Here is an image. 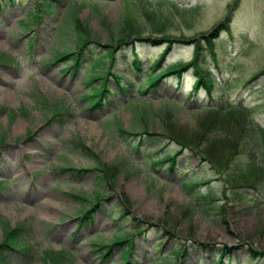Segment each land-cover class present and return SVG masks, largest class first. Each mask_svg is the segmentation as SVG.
<instances>
[{
    "label": "rangeland",
    "instance_id": "rangeland-1",
    "mask_svg": "<svg viewBox=\"0 0 264 264\" xmlns=\"http://www.w3.org/2000/svg\"><path fill=\"white\" fill-rule=\"evenodd\" d=\"M37 1H0V241L9 229L26 226L19 241L32 255L25 260L9 251V264H43L44 250L59 249L67 251L61 264L118 263L126 244L112 247L106 259L99 258L95 245L124 233L133 237V264H212L223 252L228 257L223 255L221 264H264V134L257 136L252 129V122L264 125V0H48L50 12L40 13L39 21L31 14L20 20ZM74 4H80V26L91 40L72 74L71 69L61 71L69 61H53L52 56L76 50L65 20ZM125 6L136 24L127 29L121 23ZM223 18L229 31L216 30L210 52L204 40ZM26 24L31 31H25ZM121 30L130 43L114 42ZM155 39L164 42L151 44ZM196 40L201 46L196 63L209 72L210 96L202 87L189 95L196 80L192 67L181 73L180 88L175 75H169L146 95L136 90L145 67L165 44L171 48L158 70L188 61ZM110 49L116 60L113 72L122 75L120 83L128 90L119 91L109 77L115 94H108L111 102L88 109V101L81 99L87 88L85 70L93 75L91 60ZM132 50L142 67L136 74L129 71ZM103 62L107 65L108 58ZM97 84L98 79L91 83ZM35 92L49 105L68 109L61 123L45 122L49 111L37 104ZM221 101L241 105L246 113L220 117L205 109L224 107ZM148 103L150 111L135 113ZM10 111L16 114L10 117ZM114 122L134 134L120 136ZM145 129L155 134L145 135ZM159 134L186 143L194 152L181 148L173 170L166 162L152 167V160L178 149ZM226 136L239 143L223 141ZM95 158L105 165L122 163L123 171L97 166ZM194 178L197 183L184 189L183 180ZM98 194L104 208L93 211L91 222L76 231V213L92 207Z\"/></svg>",
    "mask_w": 264,
    "mask_h": 264
},
{
    "label": "trees",
    "instance_id": "trees-1",
    "mask_svg": "<svg viewBox=\"0 0 264 264\" xmlns=\"http://www.w3.org/2000/svg\"><path fill=\"white\" fill-rule=\"evenodd\" d=\"M1 1V0H0ZM10 2V4H12V1L13 0H8ZM55 1V0H53ZM58 1V0H56ZM161 0H156V2H159ZM48 1L47 0H41V1H37L35 3V6L29 11V13L27 14V17L28 15H32L33 17H35V22L39 20L40 18V12L41 11H45V12H48L49 9H50V2H48L50 4L47 3ZM148 2V1H147ZM1 4V3H0ZM44 4V6H43ZM159 4V3H157ZM49 6V8L47 9V7ZM79 5V6H78ZM73 6V7H72ZM75 6H78V7H75ZM44 7V9H43ZM93 7V6H91ZM80 8V4H74V5H69V10L67 11V14L65 15V20H66V23L70 26V29L72 30L75 38H76V42L77 43L76 45V50L75 51H72V52H55L54 55L52 56V59L54 61H59V62H62L64 60H67L69 61V64L67 67H64L63 68V72L69 70L70 68H72L73 70V73L76 72L79 67H80V64H81V59L83 58V56L86 54V51H87V48H86V43L88 42V40H91V36L88 34L89 32L86 31L85 29H82V27L80 26V21H79V17H78V9ZM42 9V10H41ZM36 12V13H33ZM125 15V16H124ZM129 15V13H127V9L126 11L124 10L123 12V17H122V20H121V23H122V27H125L126 29L129 28V25L130 27H132L134 24H133V21L131 20V16H127ZM152 15V19L154 16V13H151ZM127 17V18H126ZM130 17V18H129ZM157 20V19H156ZM125 22V23H124ZM159 23V22H158ZM127 24V25H126ZM155 25V24H154ZM26 29L25 31H30L31 29H29L30 26H28V24H26ZM81 27V28H80ZM224 28V29H227L228 30V21H227V18H223L222 21L218 22L217 25L214 27V31L211 32V34H209L206 38H208L207 40L205 39L206 41V44H208V48L211 49L212 46L210 45V42H212V39H214L216 36H217V32L216 30L220 29V28ZM60 31L62 30V28L60 27L59 28ZM210 40V41H209ZM130 38H129V35L128 34H124V32L121 30L117 39L114 41L117 45H119V43H122V44H127V43H130ZM151 41V44L153 45H161L164 40H150ZM208 41V42H207ZM30 42V40H29ZM197 44V43H195ZM211 46V47H210ZM83 48V49H82ZM166 48V49H165ZM171 48V45L169 43L165 44V46L163 47L161 53L159 54V56H157V58L155 60H153L151 63H149L145 68H146V71H145V75L142 76L141 78V82L140 83H136L137 84V90L141 92V94L145 95L147 92H148V89H155L158 84L161 82V80L165 77V76H169V75H176V78H177V83L179 82V78H180V74L182 73V71H184L186 68L188 67H192L194 71V74L196 75V80L192 83V93H194L199 87L200 85L204 86V88L206 89V92L207 94H209L210 92V87H211V82L209 81V72L205 69H203L201 66H199L196 62H197V57H198V44L197 46L195 45L194 46V49L193 50V53H192V56L191 58L186 61V62H178V63H175V64H172L174 66H171L168 65L165 67V69H159V63L164 59L165 55L167 54V52L170 50ZM165 50V52H164ZM197 51V52H196ZM164 52V53H163ZM2 54V53H0ZM196 54V55H195ZM114 50L113 49H110L108 50L107 52H104L103 55H100L99 57H97L96 59H94V63L95 65H92L94 63H91L90 64V69L91 70H95L94 74L93 75H90L89 72L87 73L86 71V74H87V81L85 82L86 84H90L94 81V79L96 80L98 78V80H100L99 84L97 85H93V86H90V90L83 96L84 98H87L89 100V104L88 106H91V107H100L101 106V103L103 99H107V102H109V98H108V93L110 92L109 88H108V82H109V78L108 77H112L114 78V82L117 86V89L120 90V91H126V88L124 86H122L120 84V78H121V75L120 74H116V75H119V76H116L113 72V75L111 74V70L113 69L112 68V65H113V62H114ZM135 55V56H134ZM162 55V56H161ZM79 56V57H78ZM106 56V57H104ZM160 57V58H159ZM196 59H194V58ZM61 58V59H60ZM102 58H108L109 59V63L108 65H104L103 66V59ZM111 58V59H110ZM131 68L129 69V71H131L130 73L132 74H136V72H141L142 71V68H141V62L139 61V58L137 56V53L132 50L131 51ZM159 58V59H158ZM72 59V60H71ZM133 59V60H132ZM193 59V60H191ZM1 61V60H0ZM72 61V62H71ZM97 61V62H96ZM112 63H111V62ZM193 61V62H192ZM195 61V62H194ZM93 62V60H92ZM190 62V63H189ZM99 63V64H98ZM185 64V65H184ZM193 64V65H192ZM195 64V65H194ZM92 65V66H91ZM97 65V66H96ZM99 65V66H98ZM96 66V67H95ZM110 66V67H108ZM170 66V67H169ZM76 67V68H75ZM197 67H200V68H197ZM101 68V69H100ZM105 68V69H104ZM110 68V69H109ZM196 68V69H195ZM98 71H97V70ZM109 69V71H108ZM200 69V70H199ZM203 69V70H202ZM102 70V71H101ZM104 70V71H103ZM160 70H163V71H160ZM197 70V71H196ZM108 73H106V72ZM154 71V72H153ZM160 71V72H159ZM199 71V73H198ZM201 71V73H200ZM99 72L101 74H103V76H101L99 74ZM103 72V73H102ZM208 72V73H207ZM106 73V74H105ZM150 73V75H149ZM155 73V74H154ZM158 73V74H156ZM205 74V75H204ZM97 75V76H96ZM198 75V76H197ZM201 76V77H200ZM105 77V78H104ZM107 77V79H106ZM208 78V79H207ZM145 80V81H144ZM200 80V81H199ZM156 81V82H155ZM158 81V82H157ZM144 82V83H143ZM154 82V83H153ZM151 83V85H150ZM206 86V87H205ZM103 88V89H101ZM142 88V89H141ZM144 88V89H143ZM101 89V90H100ZM104 89L106 91H104ZM94 90V91H93ZM208 90V91H207ZM98 91V92H97ZM92 92V93H91ZM91 93V94H90ZM95 96H94V95ZM101 94V95H100ZM98 95V96H97ZM36 97H39L40 100L37 101V104L40 105V107L42 109H46L49 111V115H50V119H56V116L58 115V112L59 114H62V112H65L67 109L62 107L60 104L59 105H56V104H53L52 106H50L45 98H41V94L40 93H37L35 92V95ZM33 96V97H34ZM106 96V97H104ZM91 97V98H90ZM95 97V98H94ZM83 98V99H84ZM92 99V100H91ZM101 99V100H100ZM100 103V104H99ZM98 105V106H97ZM208 110V112H212V113H216L220 116H224L225 114H228V113H233L235 112L236 110H240V111H237L239 113H244L243 111H245L246 109L243 108L241 105H237V106H231V105H227L225 107L222 108L221 107H208L206 108ZM242 109V110H241ZM139 110V109H138ZM136 114L140 113V114H143L146 113V111H150V104L148 103L146 105L145 108L141 109L140 111L137 112V110H135ZM16 113L14 111H10V117H13ZM250 125H251V122H250ZM253 125V127H252ZM251 127L253 130H256L258 133H255V135L257 136H261L262 137V134H264V126H258L254 123H252ZM114 126H115V129L117 131V133L121 136V135H133L134 133L131 132V131H127V130H124V129H121V126L117 123V122H114ZM143 134L145 135H148L150 136L151 134H155V133H152V132H149L147 131L146 129L144 130ZM142 134V135H143ZM159 136L164 139V140H170L171 142H174L177 146H178V149L175 150V152L173 153H170V152H167L166 154H164L160 159L158 160H152L150 162L151 166H155V165H160L164 162H167L168 163V167L170 168L171 166V169L174 168L175 166V157L176 155H178L181 151V148H188L189 150L193 151L192 148L190 146H188L186 143H182L181 141H179L178 139L172 137V136H167L166 134H159ZM228 137V138H227ZM172 138V139H171ZM223 141L227 140L229 141V136H226V138L224 139V137L222 138ZM150 141H153V142H156V143H160L162 142L161 139H156V138H151ZM149 141V142H150ZM142 142V140H139L137 142V145L136 147L138 148V146L140 145V143ZM148 142V143H149ZM233 142V141H231ZM79 146L80 148H85L82 143L80 142L79 143ZM234 147V146H233ZM263 147H264V144H263ZM86 153L91 156V152L90 150L88 149H85ZM230 151V148L229 150ZM194 152V151H193ZM174 161H173V159ZM167 160V161H166ZM95 164H97V166L100 164L99 160L97 161L96 158L94 159L93 161ZM170 163H173V164H170ZM117 166L114 164V165H105V164H100V166H102L103 168L106 166L108 167V169L110 168L113 172V170H118V171H123V167H122V163H116ZM62 170H72V168L70 167H64L62 168ZM97 171H101L99 168ZM111 172V173H112ZM193 180V181H191ZM191 180H183L182 182V186L184 188H190V186H193V184L197 183V181L195 179H191ZM189 181V182H188ZM187 182V183H186ZM189 183V184H188ZM1 188V187H0ZM101 195V194H99ZM81 199H85L83 197H81ZM86 215V214H85ZM20 228V229H19ZM20 230H22V227H14L12 229H9L6 233H4V237L3 239L0 241V264H7V262H5V260H3V255H2V252L4 249H16V250H19V253L22 255V257L26 258V259H29L31 256H30V247L27 246V245H24V244H20L19 242V233H20ZM12 231V232H11ZM11 232V233H10ZM13 233V234H12ZM18 233V234H17ZM12 234V235H10ZM127 233H124L122 236L121 235H118V236H114V238L112 239L113 240V245H119L120 244H123V243H127ZM9 235V236H8ZM10 237V238H9ZM16 237V238H15ZM9 241H8V240ZM12 240V241H11ZM122 240V241H121ZM12 242V243H11ZM119 242V243H118ZM3 244V245H2ZM10 246V247H9ZM23 246V247H22ZM12 247V248H11ZM18 247V248H17ZM20 247V248H19ZM2 248V249H1ZM25 248V249H24ZM130 248V247H129ZM22 249V250H21ZM108 249V248H107ZM2 250V251H1ZM109 250V249H108ZM54 252V253H53ZM59 252V253H58ZM106 252L103 251L102 252V255H104ZM127 251H123L122 253V259H126L127 258ZM42 260H43V264H61L62 262V259L65 258V255H63V251L61 250H56V251H51V250H44L42 252ZM58 253V255H56ZM260 252L258 251H253L252 254H258ZM53 254V256H52ZM126 256H125V255ZM50 255L52 257H50ZM55 255V256H54ZM60 255V256H59ZM44 256V257H43ZM125 256V257H124ZM63 257V258H61ZM222 262V258L221 257H218L217 259H215V264H220ZM122 263V262H120ZM122 264H126L125 260H123V263Z\"/></svg>",
    "mask_w": 264,
    "mask_h": 264
},
{
    "label": "bare ground",
    "instance_id": "bare-ground-1",
    "mask_svg": "<svg viewBox=\"0 0 264 264\" xmlns=\"http://www.w3.org/2000/svg\"><path fill=\"white\" fill-rule=\"evenodd\" d=\"M51 1H52V0H51ZM55 1H56V0H55ZM82 1H83V0H82ZM88 1H89V0H88ZM126 1H127V0H126ZM237 1H238V0H236V2H237ZM133 2H134V1H133ZM149 2H150V1H149ZM47 3H48V2H47ZM57 3H58V2H57ZM128 3L130 4V1H128ZM134 3H135V2H134ZM48 4H49V3H48ZM72 4H73V3H72ZM132 4H133V3H132ZM173 4H174V3H173ZM125 5H127V3H126ZM43 6H44V4H43ZM47 6H48V5H47ZM49 6H50V4H49ZM49 6L47 7V9L49 8ZM78 6H79V5H78ZM78 6H75V7H78ZM72 7H73V6H72ZM127 7H128V6H127ZM125 8H126V6H125ZM43 9H44V7H43ZM79 9H80V8H79ZM126 9H127V8H126ZM41 10H42V9H41ZM49 10H50V9H49ZM51 11H52V10H51ZM125 11H126V10H125ZM48 12H49V11H48ZM32 13H33V12H32ZM34 13H36V12H34ZM34 13H33V14H34ZM42 14H43V13H42ZM47 15H48V14H47ZM124 16H125V15H124ZM127 16H129V15H127ZM126 18H127V17H126ZM129 18H130V17H129ZM131 18H132V17H131ZM39 19H40V18H39ZM132 19H133V18H132ZM133 20H134V19H133ZM124 23H125V22H124ZM126 25H127V24H126ZM130 25H131V24H130ZM130 25H129V27H130ZM134 25H136V24H134ZM133 27H134V26H133ZM227 28H228V27H227ZM214 30H215V29H214ZM223 30H224V31H229V29L227 30V29H224L223 27L220 28L219 31H223ZM161 32H162V31H161ZM214 32H215V31H214ZM167 38H168V37H167ZM216 38H217V36H216L214 39L216 40ZM207 39H208V38H207ZM214 39H212V42H210V45H211L212 47H213V41H214ZM219 39H220V38H219ZM204 41H205V40H204ZM209 41H210V40H209ZM182 42H183V41H182ZM207 42H208V41H207ZM195 43H197V44H198V47H199V49H198V54H199V55H198V57H197V60H198V58L200 57V53H201V52H200L201 46H200V42L197 41V40H196L195 42L192 43L193 46H195V45L197 46V44H195ZM76 44H77V43H76ZM205 44H206V43H205ZM208 44H209V43H208ZM208 44H206L207 47L209 46ZM76 46H77V45H76ZM211 46H210V47H211ZM77 47H78V46H77ZM82 49H83V48H82ZM165 49H166V48H165ZM195 49H196V48H195ZM195 49H194V50H195ZM211 49H212V48H211ZM211 49L208 48V50H209L210 52H211ZM164 52H165V50H164ZM164 52H163V53H164ZM196 52H197V51H196ZM202 54H203V53H202ZM195 55H196V54H195ZM212 55H214V54H212ZM134 56H135V55H134ZM161 56H162V55H161ZM78 57H79V56H78ZM104 57H106V56H104ZM159 58H160V57H159ZM159 58H158V59H159ZM193 58H194V57H193ZM60 59H61V58H60ZM102 59H103V58H102ZM110 59H111V58H110ZM113 59H114V58H113ZM194 59H195V58H194ZM199 59H200V58H199ZM71 60H72V59H71ZM108 60H109V59H108ZM132 60H133V59H132ZM191 60H193V59H191ZM195 60H196V59H195ZM82 61H83V60H82ZM114 61L116 62V60H114ZM71 62H72V61H71ZM96 62H97V61H96ZM110 62H111V61H110ZM192 62H193V61H192ZM194 62H195V61H194ZM92 63H94V60H93ZM108 63H109V62H108ZM108 63H107V65H108ZM111 63H112V62H111ZM189 63H190V62H189ZM98 64H99V63H98ZM105 64H106V63H105ZM114 64H115V63H113V65H114ZM173 64H174V63H173ZM92 65H95V63L92 64ZM92 65H91V66H92ZM184 65H185V64H184ZM192 65H193V64H192ZM194 65H195V64H194ZM204 65H205V64H204ZM96 66H97V65H96ZM96 66H95V67H96ZM98 66H99V65H98ZM171 66H174V65L171 64ZM108 67H110V66H108ZM113 67H114V66H113ZM159 67H160V65H159ZM169 67H170V66H169ZM75 68H76V67H75ZM197 68H200V67H197ZM202 68H203V67H202ZM206 68H207V67H206ZM100 69H101V68H100ZM104 69H105V68H104ZM109 69H110V68H109ZM109 69H108V71H109ZM164 69H165V68H164ZM164 69H163V70H164ZM195 69H196V68H195ZM72 70H73V69H72ZM96 70H97V69H96ZM163 70H160V71H163ZM199 70H200V69H199ZM202 70H203V69H202ZM97 71H98V70H97ZM101 71H102V70H101ZM103 71H104V70H103ZM160 71H159V72H160ZM194 71H195V70H194ZM196 71H197V70H196ZM105 72H106V71H105ZM111 72H112V70H111ZM153 72H154V71H153ZM182 72H183V71H182ZM102 73H103V72H102ZM106 73H108V72H106ZM106 73H105V74H106ZM198 73H199V71H198ZM200 73H201V71H200ZM207 73H208V72H207ZM261 73H262V72H261ZM99 74H100L101 76H103L104 73L101 74V73L99 72ZM111 74L113 75V72H112ZM114 74H115V73H114ZM154 74H155V73H154ZM156 74H158V73H156ZM259 74H260V73H259ZM259 74H258L256 77L252 78V79L258 78V77H259ZM262 74H263V73H262ZM115 75H116V74H115ZM149 75H150V73H149ZM180 75H181V74H180ZM96 76H97V75H96ZM116 76H119V75H116ZM197 76H198V75H197ZM208 76H209V75H208ZM181 77H182V76H181ZM200 77H201V76H200ZM104 78H105V77H104ZM97 79H98V78H97ZM106 79H107V77H106ZM113 79H114V78H113ZM207 79H208V78H207ZM94 80H95V79H94ZM144 81H145V80H144ZM199 81H200V80H199ZM155 82H156V81H155ZM157 82H158V81H157ZM143 83H144V82H143ZM153 83H154V82H153ZM213 83H214V82H213ZM136 85H137V84H136ZM150 85H151V83H150ZM212 86H213V85H212ZM205 87H206V86H205ZM137 88H139V87H137ZM101 89H103V88H101ZM101 89H100V90H101ZM141 89H142V88H141ZM143 89H144V88H143ZM127 90H128V89H127ZM93 91H94V90H93ZM104 91H106V90L104 89ZM207 91H208V90H207ZM97 92H98V91H97ZM88 93H89V92H88ZM91 93H92V92H91ZM91 93H90V94H91ZM93 95H94V94H93ZM100 95H101V94H100ZM114 95H115V94H114ZM94 96H95V95H94ZM97 96H98V95H97ZM104 97H106V96H104ZM83 98H84V97H83ZM90 98H91V97H90ZM94 98H95V97H94ZM84 99H85V98H84ZM91 100H92V99H91ZM100 100H101V99H100ZM106 100H107V99H106ZM100 103H101V102H100ZM100 103H99V104H100ZM97 106H98V105H97ZM212 108H213V107H212ZM222 108H223V107H222ZM170 110H172V109H170ZM241 110H242V109H241ZM165 111H166V109H165ZM168 111H169V110H168ZM237 111H240V110H236L235 112H237ZM147 112H148V111H147ZM245 113H246V112H245ZM245 113H244V114H245ZM237 114H238V113H237ZM241 114H242V113H241ZM241 114H240V115H241ZM168 115H169V114H168ZM213 116H216V115H213ZM220 117H221V116H220ZM220 117H219V118H220ZM245 117H246V115H245ZM220 119H221V118H220ZM223 119H224V118H223ZM160 120H161V119H160ZM242 121H243V120H242ZM45 122H46V121H45ZM215 123H216V121H215ZM235 123H236V122H235ZM248 123H249V122H248ZM252 123H253V122H252ZM213 124H214V123H213ZM221 124H222V123H221ZM236 124H237V123H236ZM242 124H243V123H242ZM249 124H250V123H249ZM249 124H248V125H249ZM216 125H217V124H216ZM216 125H215V126H216ZM256 125H257V124H256ZM237 126H238V125H237ZM217 127H218V126H217ZM246 127H247V126H246ZM262 127H263V126H262ZM205 129H206V128H205ZM235 129H236V128H235ZM235 129H234V130H235ZM173 130H174V128H173ZM218 130H219V129H218ZM234 130L231 131V132L234 133V132H235ZM168 131H169V129H168ZM228 131H229V130H228ZM236 131H237V130H236ZM201 132H202V131H201ZM208 132H209V131H208ZM210 132H211V131H210ZM215 132H216V134H218L217 131H215ZM215 132H213V133H215ZM229 133H230V131H229ZM237 133H238V132H237ZM196 134H197V133H196ZM196 134H194V135H196ZM207 134H208V133H207ZM222 134H223V133H222ZM222 134H221V135H222ZM248 134H249V133H248ZM250 134H251V132H250ZM252 134H253V133H252ZM252 134H251V135H252ZM177 135H178V132H177ZM194 135H193L192 138H194ZM231 135H232V133H231ZM234 135H235V134H234ZM167 136H168V135H167ZM180 136H181V135H180ZM196 136H197V135H196ZM198 136H200V135H198ZM204 136H206V135H204ZM213 136H214L215 138H217V137H216L217 135L215 136V135L213 134ZM218 136H219V135H218ZM223 136L225 137V135H223ZM202 137H203V136H202ZM206 137H207V136H206ZM206 137H205V138H206ZM208 137H209V136H208ZM210 137H212V136H210ZM220 137H221V136H220ZM234 137H235V136H234ZM249 137H250V136H249ZM251 137H252V136H251ZM212 138H213V137H212ZM212 138H211L210 140H212ZM222 138H223V137H222ZM252 138H253V137H252ZM254 138H255V136H254ZM171 139H172V138H171ZM213 139H214V138H213ZM229 139H232L234 143H236V142L239 143V141H236V140H234L233 138H229ZM255 139H256V138H255ZM201 140H202V139H201ZM205 140H206V139H205ZM215 140H216V141H219L218 139H215ZM256 140H257V139H256ZM189 141H190V140H189ZM208 142H209V139H208ZM208 142H207V143H208ZM214 142H215V141H214ZM253 142H254V141H253ZM257 142H258V141H256L255 143H257ZM207 143H206V145H207ZM211 143H212V142H211ZM215 143H216V142H215ZM217 143H218V142H217ZM221 143H222V142H221ZM226 143H227V142H226ZM255 143H254V144H255ZM254 144H253V145H254ZM211 145H213V143H212ZM215 145H216V144H215ZM219 145H221V144H219ZM219 145H218V146H219ZM225 145H226V144H225ZM236 145H237V144H236ZM191 146H192V145H191ZM238 146H239V145H238ZM193 147H194V146H193ZM212 147H213V146H212ZM201 148H202V147H201ZM236 148H237V147H236ZM260 148H261V147H260ZM195 149H196V148H195ZM197 150H198V149H197ZM233 152H234V151H233ZM245 152H246V151H245ZM200 154H201V153H200ZM231 154H233V153H231ZM236 154H237V153H236ZM259 154H260V153H259ZM197 155H198V154H197ZM260 155L263 156V154H260ZM242 156H243V155H242ZM94 157H95V156H94ZM251 158H252V156H251ZM96 159H97V158H96ZM172 159H173V158H172ZM205 159H206V158H205ZM207 159H210V158H207ZM239 159H240V158H239ZM246 159H247V158H246ZM249 159H250V158H249ZM252 159H253V158H252ZM236 160H237V159H236ZM240 160H241V159H240ZM247 160H248V159H247ZM262 160H263V159H262ZM97 161H98V160H97ZM166 161H167V160H166ZM173 161H174V159H173ZM253 161H254V160H253ZM210 162H211V164H212L214 167L216 166V164H215L213 161H210ZM229 162H230V161H229ZM246 162H248V161H246ZM205 163H206V162H205ZM259 163H260V162H259ZM170 164H173V163H170ZM209 164H210V163H209ZM99 165H100V164H99ZM125 165H126V164H125ZM228 165H229V164H228ZM236 165H237V164H236ZM240 165H242V164H240ZM259 165H260V164H259ZM174 167H175V166H174ZM225 167H226V166H225ZM170 168H171V166H170ZM233 168H234V167H233ZM240 168H245V166H242V167H240ZM259 168H260V167H259ZM259 168H258V170H260ZM230 169H231V168H230ZM248 169H249V168H248ZM251 169H252V168H251ZM251 169H250V170H251ZM263 169H264V168H263ZM172 170H173V169H172ZM224 170H225V169H224ZM261 170H262V169H261ZM220 171H221V170H220ZM233 171H234V170H233ZM240 171H241V170H240ZM238 172H239V171H238ZM255 172H256V171H255ZM257 175H259V174H257ZM257 175H256V176H257ZM261 175L264 176L263 173H262ZM231 176H232V175H231ZM251 177H252V176H251ZM240 178H241V177H240ZM240 178H239V179H240ZM252 178H253V177H252ZM258 178H259V177H258ZM263 178H264V177H263ZM194 179H195V178H194ZM154 181H155V180H154ZM191 181H193V180H191ZM239 181H241V180H239ZM257 181H258V180H256V182H257ZM188 182H189V181H188ZM232 182H233V181H232ZM186 183H187V182H186ZM225 183H227V182H225ZM188 184H189V183H188ZM236 184H238V183H236ZM227 185H229V184H227ZM255 185H256V184H255ZM259 185H260V184H259ZM193 186H194V185H193ZM196 186H197V185H196ZM244 186H245V185H244ZM240 187H241V186H240ZM247 187H248V186H247ZM184 189H186V188H184ZM195 190H196V189H195ZM193 192H196V191H193ZM193 192H192V193H193ZM241 192H242V191H241ZM259 193H260V192H259ZM241 194H242V193H241ZM243 194H244V192H243ZM101 195H102V194H101ZM195 195H196V194H195ZM245 195H246V194H245ZM247 195H248V194H247ZM99 196H100V195H99ZM251 196H252V195H250V198H251ZM206 197H207V196H206ZM254 198H255V197H254ZM257 202H258V201H257ZM259 202H260V201H259ZM19 229H20V228H19ZM6 232H7V231H6ZM11 232H12V231H11ZM11 232H10V233H11ZM4 233H5V232H4ZM12 234H13V233H12ZM12 234H10V235H12ZM17 234H18V233H17ZM19 234H20V233H19ZM26 234H27V233H26ZM126 235H127V234H126ZM8 236H9V235H8ZM123 236H124V235H123ZM123 236H122V238H123ZM3 237H4V236H3ZM9 238H10V237H9ZM15 238H16V237H15ZM7 240H8V239H7ZM8 241H9V240H8ZM11 241H12V240H11ZM23 241H24V240H23ZM121 241H122V240H121ZM21 242H22V241H21ZM11 243H12V242H11ZM19 243H20V242H19ZM118 243H119V242H118ZM193 243H194V242H193ZM195 243H196V241H195ZM20 244H21V243H20ZM123 244L125 245L126 243H123ZM2 245H3V244H2ZM100 245H101V244H100ZM120 245H121V244L119 243V245H116V246L119 247ZM116 246H115V247H116ZM9 247H10V246H9ZM22 247H23V246H22ZM11 248H12V247H11ZM17 248H18V247H17ZM19 248H20V247H19ZM1 249H2V248H1ZM12 249H13V248H12ZM24 249H25V248H24ZM126 249H127V252H128V248H127V246H126ZM21 250H22V249H21ZM1 251H2V250H1ZM18 251H19V250H18ZM221 251H222V249H221ZM66 252H67V251H66ZM127 252H126V253H127ZM7 253H8V252H7ZM53 253H54V252H53ZM58 253H59V252H58ZM58 253H57L56 255H58ZM111 253H112V252H111ZM176 253H177V252H176ZM223 253H224V252H223ZM223 253H219V255H218V257H221L222 260L224 259V256H223V255H225L226 257H228V256H227V252H225V254H223ZM67 254H68V253H67ZM7 255H8V254H7ZM63 255H64V254H63ZM124 255H125V254H124ZM52 256H53V254H52ZM52 256L50 255V257H52ZM54 256H55V255H54ZM59 256H60V255H59ZM67 256H68V255H67ZM125 256H126V255H125ZM125 256H124V257H125ZM177 256H178V255H177ZM43 257H44V256H43ZM218 257H217V258H218ZM61 258H63V257H61ZM64 259H65V258H64ZM105 259H106V258H105ZM105 259H104V260H105ZM65 260H66V259H65ZM122 260H126V259H122ZM184 260H185V258H184ZM182 261H183V260H182ZM110 262H111V261H110ZM183 262H184V261H183ZM62 263H63V262H62ZM122 263H123V261H122ZM122 263H119V264H122ZM181 263H182V262H181ZM1 264H2V263H1Z\"/></svg>",
    "mask_w": 264,
    "mask_h": 264
}]
</instances>
